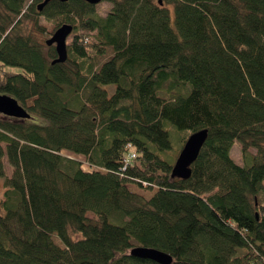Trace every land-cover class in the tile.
<instances>
[{"label": "trees", "instance_id": "obj_1", "mask_svg": "<svg viewBox=\"0 0 264 264\" xmlns=\"http://www.w3.org/2000/svg\"><path fill=\"white\" fill-rule=\"evenodd\" d=\"M42 1L0 0V94L45 119L0 113V264H264V0Z\"/></svg>", "mask_w": 264, "mask_h": 264}, {"label": "water", "instance_id": "obj_2", "mask_svg": "<svg viewBox=\"0 0 264 264\" xmlns=\"http://www.w3.org/2000/svg\"><path fill=\"white\" fill-rule=\"evenodd\" d=\"M51 0L42 1L38 8L41 11L43 7ZM66 2L68 0H59ZM90 4L97 5L102 0H84ZM163 1L160 0V4ZM73 31V26L70 24H64L54 31V33L47 39V45H54L57 58L54 59L53 63H62L68 58V37ZM0 113L21 119L31 118V114L26 111V109L19 103V101L12 95L0 94ZM208 137V130L203 129L192 133L177 157L173 168L171 176L172 178H182L187 179L191 175V165L197 159L200 150ZM131 253L137 257L152 259L160 264H171L173 262V256L163 250L146 247V246H136L132 249Z\"/></svg>", "mask_w": 264, "mask_h": 264}, {"label": "rangeland", "instance_id": "obj_3", "mask_svg": "<svg viewBox=\"0 0 264 264\" xmlns=\"http://www.w3.org/2000/svg\"><path fill=\"white\" fill-rule=\"evenodd\" d=\"M103 6L109 7L110 4L108 3H104ZM31 26L30 23L27 24V27L24 26V29L29 28ZM69 40V39H68ZM8 70H13V71H20L21 68L20 67H8ZM110 91H112V88L110 89ZM29 122H34V123H44L45 119L39 117V116H33L31 118L28 119ZM178 131L175 130L174 128L171 131V140H172V146H173V150L174 152H178L181 148V143L178 140ZM231 155L234 158V160L236 162H238L239 164H243V160H242V156H241V144L240 142L236 141L231 149ZM79 160L84 162V168L86 170H93V168L91 166H89V164L85 163V160L83 157H77ZM5 166H6V176L1 177L0 178V200L5 198V189H6V178L9 177L12 174L13 171V167L12 165L9 163L8 159H5ZM125 168H123L124 170ZM103 171V170H101ZM129 189L134 192V193H138L142 196H144L146 199H150L155 192L157 191V188H149L147 186H142L138 183H129L128 184ZM54 241L59 244L62 245V241L57 237L54 236Z\"/></svg>", "mask_w": 264, "mask_h": 264}, {"label": "built area", "instance_id": "obj_4", "mask_svg": "<svg viewBox=\"0 0 264 264\" xmlns=\"http://www.w3.org/2000/svg\"><path fill=\"white\" fill-rule=\"evenodd\" d=\"M133 156H134V154L131 157H133Z\"/></svg>", "mask_w": 264, "mask_h": 264}, {"label": "bare ground", "instance_id": "obj_5", "mask_svg": "<svg viewBox=\"0 0 264 264\" xmlns=\"http://www.w3.org/2000/svg\"><path fill=\"white\" fill-rule=\"evenodd\" d=\"M101 3V2H100Z\"/></svg>", "mask_w": 264, "mask_h": 264}]
</instances>
